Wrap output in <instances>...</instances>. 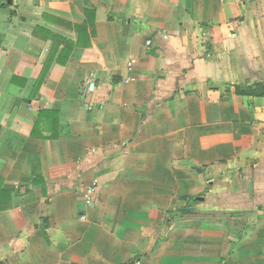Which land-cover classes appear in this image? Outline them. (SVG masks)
Instances as JSON below:
<instances>
[{
    "label": "crops",
    "instance_id": "1",
    "mask_svg": "<svg viewBox=\"0 0 264 264\" xmlns=\"http://www.w3.org/2000/svg\"><path fill=\"white\" fill-rule=\"evenodd\" d=\"M0 264H264V0H0Z\"/></svg>",
    "mask_w": 264,
    "mask_h": 264
},
{
    "label": "rangeland",
    "instance_id": "2",
    "mask_svg": "<svg viewBox=\"0 0 264 264\" xmlns=\"http://www.w3.org/2000/svg\"><path fill=\"white\" fill-rule=\"evenodd\" d=\"M212 198L210 197V200L209 202H211ZM198 206L199 208H202L203 205H199V203H195V207ZM206 205H204L203 208H205ZM202 214H204V216L208 219V220H214V221H221V220H224V221H228L229 222V226L232 227H239L241 224H242V219L244 218V215L241 216L240 214L238 213H227L223 216H221L220 218H214L211 213L209 214L208 212H206L205 210L202 209ZM203 216V217H204ZM246 219L247 220H252L251 223H254L258 218L255 216V215H251V216H246ZM227 229V227L225 228Z\"/></svg>",
    "mask_w": 264,
    "mask_h": 264
},
{
    "label": "built area",
    "instance_id": "3",
    "mask_svg": "<svg viewBox=\"0 0 264 264\" xmlns=\"http://www.w3.org/2000/svg\"><path fill=\"white\" fill-rule=\"evenodd\" d=\"M37 2L38 0H31ZM96 182H92L89 186L86 187L84 193V202L88 206H93L94 204V195L96 194Z\"/></svg>",
    "mask_w": 264,
    "mask_h": 264
},
{
    "label": "trees",
    "instance_id": "4",
    "mask_svg": "<svg viewBox=\"0 0 264 264\" xmlns=\"http://www.w3.org/2000/svg\"><path fill=\"white\" fill-rule=\"evenodd\" d=\"M259 87L254 89H245L240 87H235V91L238 95H259Z\"/></svg>",
    "mask_w": 264,
    "mask_h": 264
},
{
    "label": "water",
    "instance_id": "5",
    "mask_svg": "<svg viewBox=\"0 0 264 264\" xmlns=\"http://www.w3.org/2000/svg\"><path fill=\"white\" fill-rule=\"evenodd\" d=\"M182 211H193V208H185V209H181Z\"/></svg>",
    "mask_w": 264,
    "mask_h": 264
}]
</instances>
